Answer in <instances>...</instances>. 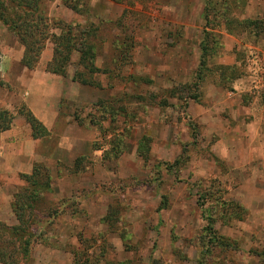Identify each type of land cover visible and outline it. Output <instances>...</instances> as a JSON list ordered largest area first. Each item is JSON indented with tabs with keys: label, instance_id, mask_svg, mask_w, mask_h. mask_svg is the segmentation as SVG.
<instances>
[{
	"label": "rangeland",
	"instance_id": "374dc122",
	"mask_svg": "<svg viewBox=\"0 0 264 264\" xmlns=\"http://www.w3.org/2000/svg\"><path fill=\"white\" fill-rule=\"evenodd\" d=\"M46 10L52 35L59 23L99 26L100 72L88 75L99 87L75 83L88 93L73 102L78 55L66 77L50 74L51 38L37 67L24 68L25 48L0 21V98L26 114L11 95L24 96L34 77L38 96L61 90L56 133L68 126L65 141L39 147V181L49 175L50 183L36 217L25 215L35 237L20 264H264V131L226 132L213 117L229 119L218 112L231 94L264 114V86L251 64L264 56V0H53ZM196 104L211 110L201 122L190 116ZM242 113L232 124L250 122ZM21 175L12 204L34 189ZM0 224L19 226L13 211L0 214Z\"/></svg>",
	"mask_w": 264,
	"mask_h": 264
},
{
	"label": "trees",
	"instance_id": "16d2710c",
	"mask_svg": "<svg viewBox=\"0 0 264 264\" xmlns=\"http://www.w3.org/2000/svg\"><path fill=\"white\" fill-rule=\"evenodd\" d=\"M53 0H0V21L12 32L17 38L20 45L25 48L24 55L20 64L27 69H35L39 63L41 54L45 48V44L51 39L54 41V52L52 62L48 65L49 73L66 77L68 67L71 65L74 54L78 55L77 69L73 75V82L82 86L96 87L99 85L92 81L88 75L99 73L100 70L95 67L97 54L95 47L98 45V27L94 23L86 22L85 25L79 23H59L55 29L60 35H52L50 33L49 19L46 14L47 6ZM72 11L78 13V7H71ZM91 11L87 9L86 13ZM101 24V23H100ZM255 26L260 28L263 23L255 22ZM49 35L51 37H49ZM204 51V50H203ZM119 60V59H117ZM202 65V63H201ZM185 86H180L181 90H185ZM177 87L176 92L180 89ZM175 96V92L172 91ZM179 100L182 97L177 96ZM188 98L198 103V97L189 95ZM101 104L110 106L109 102L99 101ZM163 106H170L166 102ZM110 107H107L109 109ZM27 123L31 127L32 137L35 140L48 137L49 132L34 117L31 111L23 112ZM15 115L5 108H0V135L9 131L13 125ZM40 166L34 165L32 175H21V178L27 179V182L33 187V191L24 197V201H15L12 204V211L16 216L19 226L9 229L5 225L0 224V264H20L28 261L31 254V248L35 233L30 230L29 220H25L27 214L29 219L34 216L33 210L36 202L46 193L49 188L50 176L46 175V181H39L41 172ZM45 176V175H44ZM16 198V197H15ZM27 205V213L23 212L22 207ZM57 214L54 210H48V215ZM52 223V222H50ZM212 232V228L209 229ZM8 240H7V239ZM10 248V250H9ZM153 264H159L153 261Z\"/></svg>",
	"mask_w": 264,
	"mask_h": 264
},
{
	"label": "crops",
	"instance_id": "0c3cea01",
	"mask_svg": "<svg viewBox=\"0 0 264 264\" xmlns=\"http://www.w3.org/2000/svg\"><path fill=\"white\" fill-rule=\"evenodd\" d=\"M11 60L12 59H10L8 63H5L6 71L8 72V70H10V73H12L13 69V62ZM3 77H5V79L8 78L6 72ZM17 80H19V77ZM36 84H38V81L34 77H31L29 80V85L31 86L26 89L27 91L24 96L20 94H13L11 96L14 98H20V100L27 104L34 117L49 132V136L46 138L35 140L32 137L31 127L25 118L17 113V107L14 105L13 101L11 102V100L8 99L6 101V96L5 98H0V100L5 101L7 109L15 115L11 129L2 133L0 136V214L2 215L4 213L12 214V195L16 188L14 180L18 179L21 174L31 175L34 164L41 163L46 159L45 154L39 151V147L42 146L45 141L50 139L55 138L59 141H65V139H67L66 132L68 126H66V128L64 127V130L62 128L60 134L56 133V130L62 122L61 90L48 92V89H45L44 93L42 92L41 95L38 96L34 90ZM80 93H83V96H86L88 91H86L85 87L74 83L73 91L71 93V99L73 102H78ZM212 96L214 101H219L221 99L220 91H216ZM232 96L233 94L229 96L231 102L227 103V105L224 108H221L218 112L219 115H222V113L225 112L227 116H229V119L227 118L228 120L225 121L223 118L217 119L213 116L215 120L220 119L219 123L221 126L219 128L229 132L234 130L235 127H237V130H247L258 127L264 131V114L259 117L252 109L240 107L239 94L234 95V98ZM190 109L191 118H193V120H199V122L206 119L210 114L209 112H211L210 109L204 108L198 104L191 106ZM241 110L244 114L249 113L250 116H253L250 119L248 118L250 122H247L246 119L239 118L236 121V125H234V123L232 124L231 119L235 118L236 112H242ZM213 113L217 114V111L213 110ZM230 124L232 127H230ZM250 139L251 136L246 137V140L248 141L247 143L250 142ZM262 139L264 140V134ZM247 143L243 142L244 145ZM72 144L74 145L75 143ZM220 144L224 145L225 140H222Z\"/></svg>",
	"mask_w": 264,
	"mask_h": 264
},
{
	"label": "built area",
	"instance_id": "2783aa9c",
	"mask_svg": "<svg viewBox=\"0 0 264 264\" xmlns=\"http://www.w3.org/2000/svg\"><path fill=\"white\" fill-rule=\"evenodd\" d=\"M251 64H252V67L259 70V72H260L259 74L261 76V78H260L261 84H263V86H264V56L262 58L259 56L252 58Z\"/></svg>",
	"mask_w": 264,
	"mask_h": 264
}]
</instances>
